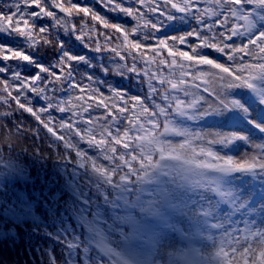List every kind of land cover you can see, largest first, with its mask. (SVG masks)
Returning a JSON list of instances; mask_svg holds the SVG:
<instances>
[{
	"label": "trees",
	"instance_id": "16d2710c",
	"mask_svg": "<svg viewBox=\"0 0 264 264\" xmlns=\"http://www.w3.org/2000/svg\"><path fill=\"white\" fill-rule=\"evenodd\" d=\"M56 2L69 8L73 13L72 16H68L54 5L51 7L46 5L47 10L55 12L60 17L59 26L50 17L37 20L35 25H32L31 21L28 24L15 25V19L18 18H14L13 21H4L5 24L12 23L14 27L18 26L21 29L33 27L34 35L38 38L40 34L35 29L42 26L52 29L47 35L51 46L41 43L35 51H32L25 47L22 37L7 35L3 31H0V45L11 48L13 51L24 50L26 54L34 56L37 63L46 66L54 64L59 59L57 40L63 43L70 55L89 57L91 66L76 62H73L71 66L77 73L90 75L91 81L85 79L80 84V90L71 91L67 96L61 95L62 99L71 101L69 105H66L67 107L75 106V113L82 111L83 106L101 101L108 105L122 107L117 104L118 98H114V92L128 93L125 99L130 97L144 99L147 92L144 78L138 80L137 74L132 73L125 76L119 74V71L133 66V55L145 54L154 59L156 65H159L162 59L165 60L166 63L161 65V71L158 73L161 78L175 83H179L183 78L190 99L199 102L203 98L207 100L208 105L214 104V96L223 91L220 70L205 65L190 67L189 65L195 62L184 61L179 57V52L188 51L189 55H203L230 69L239 68V62L234 65L225 55L214 49L196 48L199 41L194 37L189 38L191 48L179 44L178 41L177 46H173L171 37L184 36L196 29L197 21L190 18L166 22L164 28L152 35L151 29L144 27L146 21L152 19V14L143 8L140 11L144 19H133L123 13L108 10L103 6V0H56ZM119 2L124 7H135L131 0H119ZM12 3L13 0H0V16L12 15L14 11L10 7ZM84 7L89 9L88 16L83 13L76 14L77 8ZM200 7L202 10L220 11L215 7L214 0H207V2L201 0ZM36 10V7L30 9L32 12ZM93 15H99L109 24L119 25L124 31L116 33L111 28H105L102 22L92 19ZM174 15L180 14L174 13ZM218 19L219 17H211L207 18L206 22L212 23L213 20ZM252 23L254 28L250 35L264 30V6L254 9ZM137 26H140L138 32L131 31ZM230 26H235V21H230ZM65 29L70 30L65 31ZM124 32H127L126 40ZM216 32H223V29L217 26ZM78 35L90 36L91 42L87 40L81 42L76 38ZM225 35L227 36L228 33ZM247 38L248 36L233 38L229 43L233 47H242L247 43ZM158 39L168 40L169 48L176 56L177 63L171 68L168 65L171 64L172 58L167 55V49L155 53L152 51L161 47L155 43ZM109 40L110 43L107 42ZM216 42L219 46H224L223 43ZM97 44L103 46V50L99 53L93 50ZM136 45L141 47L137 48ZM113 48L116 52L111 50ZM5 54L12 55V53L0 52V57ZM243 60L245 63L252 62L247 54L243 55ZM2 63L4 62L0 61V64ZM6 63L11 66L10 73L15 69L20 71L21 75L31 78L37 72V68L27 62L10 59ZM139 64L140 62L137 61L135 66ZM102 67L107 68L108 71H102ZM153 71H155V65ZM3 81H9L8 74H0V93L8 101L0 102V149H2V155H0V264H85L86 260L88 264H97L99 260H104L105 264H118L117 258L108 257L97 247L94 241L98 237L95 232L89 231L83 219L89 207L86 200L91 198L92 191L88 182H94L97 179L96 174L91 171V162L94 161L105 167L109 164L97 149L89 148L87 144L88 137L85 135V129H91L93 134H96L100 131L99 125L84 123L89 113L84 114V120H69L68 114L59 113L55 109L50 110V116L49 113L40 112L42 103L30 92L27 93L30 103L23 98L19 100V103L25 105V108L21 109L15 101L17 95L15 89H18L20 85L11 84L9 81L7 92L4 93ZM255 85L259 92L264 91V78L256 80ZM96 90L100 93L99 95L96 94ZM231 94L240 98L251 109L252 119L264 123V103H260L259 96H253L251 88H237ZM27 107H32L40 119L37 120L33 114L28 113L25 110ZM149 107L151 108L150 105ZM136 112L141 113L142 116L139 107H136ZM90 114L103 116L104 110L92 109ZM126 114L131 116V112ZM62 122L71 123L75 128H80V136L75 134L74 129L62 127ZM116 123L121 126V133H123L128 122L118 119ZM140 123L144 121L140 120ZM45 124L48 126L45 127ZM182 126L192 133L189 146L182 150L186 156H192L199 153L201 148L207 147H212L223 155L225 150L209 142L218 138L214 135L215 133L231 131L243 132L250 137V140L234 142L227 149L228 155L238 161L241 153L245 154L249 149L254 150V157L264 155V132L253 126L239 111H230L219 116L209 115L199 122L185 120ZM144 127L147 129L146 123ZM159 131H163V125ZM139 134L130 133L129 135ZM61 136L64 137L63 141L59 139ZM81 136H85V139H81ZM101 138L98 134L96 135V139ZM168 139L171 140L173 147H178L183 143L184 138L169 136ZM68 144L73 147L68 148ZM253 145L257 146L253 147ZM78 152H86L88 161L85 162L79 157ZM62 157L66 159H61ZM81 163L85 164L84 168L80 167ZM234 183L242 190L239 195L248 199L251 215L248 211L241 212L232 218L231 223L226 220L210 219L211 223H224L226 231L200 228L206 238L211 237L212 243L201 245L200 248L212 264H223L224 257L218 258L216 255L219 249L223 247L225 252L229 251L236 242L233 236L236 238L240 236L249 225V229L252 228L256 218V208L259 205L257 197L264 191V180L254 179L251 174L242 177L237 174ZM186 193L187 189L182 190L181 195ZM165 210L166 208L162 211ZM247 221L250 222L249 225L246 224ZM170 223L175 227L162 226L154 217H151L142 221L143 228L139 231H134L130 225H123L117 231L106 233L107 242L132 264H171L166 259L151 258V251L157 249L165 255L181 256L186 253L188 244L180 237L176 229L181 228L192 236L195 235L196 227L189 220L188 215L179 212L170 216ZM236 228L245 230L235 232ZM228 232H232L233 236L227 235ZM75 237H79L80 241L87 246L86 254L82 248L67 246L65 241ZM235 258L236 256L228 255V260L233 264H240L241 260L235 261ZM175 264L183 263L180 258H177Z\"/></svg>",
	"mask_w": 264,
	"mask_h": 264
},
{
	"label": "snow or ice",
	"instance_id": "6c2138e0",
	"mask_svg": "<svg viewBox=\"0 0 264 264\" xmlns=\"http://www.w3.org/2000/svg\"><path fill=\"white\" fill-rule=\"evenodd\" d=\"M131 3L135 7H124L119 0H103V6L108 10L123 13L133 19H144L141 8L151 13L152 19L147 20L144 27L150 28L152 35L164 28L166 22L185 18L195 20L197 21L196 29L184 36L171 37L173 46H177L178 41L179 44L191 48L189 38L194 37L199 41L196 48H211L225 55L234 65L239 62V68L230 69L206 56L189 55L188 51L179 52V57L184 61L195 62L189 65L190 67L205 65L220 70L219 76L223 82L221 84L223 91L214 96V104L208 105L207 100L203 98L199 102L190 99L183 78L179 83H175L161 78L158 74L161 71V65L166 63L165 60L162 59L159 65H156L154 59L142 54L133 55V66L119 71V74L125 76L132 73L137 74L138 80L144 78V86L147 88L144 99L140 97L125 99L128 93L114 92V98H118L117 104L122 107H115L101 101L83 106L82 111L75 113V106L67 107L66 105H69L71 101L62 99L61 95L67 96L71 91L80 90V84L85 79L91 81L90 75L77 73L71 66L73 62L91 66L89 57L70 55L63 43L57 40L56 46L60 51L59 59L54 64L46 66L37 63L34 56L26 54L24 50L13 51L11 48L0 45V52L12 53L11 56L5 54L0 57V61L4 62L0 64V74H8L11 84L20 85L18 89H15L17 93L15 101L21 109H24L25 105L19 103V100L23 98L30 103L27 97V93L30 92L35 99L41 101L40 112L49 113L50 116V110L55 109L59 113L68 114L69 120H84V114L89 113L84 123L99 125L100 131L96 134H93L91 129H85V135L88 137L87 144L89 148L97 149L109 164L105 167L94 161L91 162V171L96 174L97 179L94 182H88L92 191L91 198L86 200L89 207L83 219L89 231L96 233L98 239L94 243L97 247L108 257L117 258L118 264H132V262L108 244L107 232L117 231L123 225L132 226L134 231L142 230L143 220L162 217V210L165 208L188 215L189 220L198 228L226 231L224 223L209 224L208 221L215 218L231 223L232 218L241 212L248 211L251 215L248 199L239 195L242 190L234 183L237 174L241 177L251 174L254 179L264 180V155L258 158L241 157L238 161L227 154V149L234 142L250 140V137L243 132L231 131L214 134L218 138L209 143L219 145L225 150L223 155L212 147L201 148L199 153L192 156H186L182 151L189 146V138L192 135L186 127L182 126L185 120L199 122L209 115L219 116L226 112L239 111L249 119L253 126L264 132V123L252 119L251 109L240 98L231 94L237 88H255V81L264 78V30L250 35L254 28L252 13L255 8L264 6V0H214L215 7L220 9L219 12L202 10L201 0H175V2L174 0H131ZM46 5L48 7L54 5L68 16L73 15L69 8L57 3L56 0H13L10 5L14 9L12 15L0 16V31L7 35L22 37L25 47L32 51H35L41 43L51 46L47 35L52 29L46 26L35 29L40 34L38 38L34 35L33 27L21 29L18 26L14 27L12 23H4L5 20L13 21L14 18H18L15 19V25L28 24L29 21L35 25L37 20L50 17L59 26L60 17L55 12L47 10ZM248 5L254 7L248 8ZM32 7H36L37 10L30 11ZM79 13L88 16L89 9L87 7L77 8L76 14ZM174 13L180 15L176 16ZM211 17H219V19L207 23V18ZM92 19L102 22L105 28H111L116 33L124 31L119 25L103 21L99 15H93ZM230 21H235V26H230ZM217 26L222 28L223 32H216ZM69 30L65 29V31ZM139 30L140 26H137L131 31L138 32ZM225 33L228 35L226 36ZM242 36H248L247 43L242 47H233L229 43L233 38ZM76 38L81 42L86 40L91 42L92 39L86 35H78ZM124 39H127V32H124ZM216 41L223 43L224 46H219ZM155 43L161 47L153 49V53L167 49V55L172 58L171 64L168 65L169 68L176 65V56L169 48V41L158 39ZM136 47L141 46L136 45ZM93 50L99 53L103 50V46L97 44ZM111 50L116 52L115 48ZM244 54L250 57L251 63L244 62ZM10 59L32 64L37 68V72L31 78L21 75L20 71L15 69L10 73L11 66L6 63ZM137 61L140 62L139 66H135ZM154 65L155 71H153ZM102 71L107 72L108 69L102 67ZM9 81H3L4 93L7 92ZM96 94H100L98 90ZM258 94L260 103H264V91ZM0 102H8L2 93H0ZM136 107L141 109L142 116L141 113L136 112ZM92 109H103L104 115L92 116L90 114ZM25 110L33 114L37 120L40 119L32 107H27ZM128 112H131V116L126 114ZM118 119L128 122L123 133H121V126L116 123ZM140 120L147 124V129L144 123H140ZM40 122L44 123V121ZM161 125H163V131H159ZM47 126L45 124V127ZM61 126L74 129L75 134L80 136L81 129L75 128L74 124L62 122ZM130 133L140 134L130 136ZM97 134L102 138L96 139ZM169 136L184 138L183 143L178 147H173L171 140L168 139ZM80 138L85 139V136ZM59 139L63 141L64 137L61 136ZM67 147L71 148L73 145L68 144ZM0 155H2V149H0ZM77 155L85 162L88 161L86 152H78ZM61 159H66V157ZM80 167L84 168L85 164L81 163ZM185 189L187 193L181 195L182 190ZM169 226L175 227L170 224ZM244 230L236 228L234 231ZM227 235L233 236V233L228 232ZM233 239L239 245V239L235 236ZM65 242L69 248H82L85 254L88 251L87 246L80 241L79 237ZM238 250L237 248L231 255L235 256ZM247 251L249 250H245L244 254ZM197 255V250H193L191 256L188 253L181 254L183 264H201L197 260ZM216 255L224 257L223 264H233L228 260V253L223 247ZM260 255L264 261V251ZM85 264H88L87 260ZM97 264H105V261L99 260Z\"/></svg>",
	"mask_w": 264,
	"mask_h": 264
},
{
	"label": "rangeland",
	"instance_id": "374dc122",
	"mask_svg": "<svg viewBox=\"0 0 264 264\" xmlns=\"http://www.w3.org/2000/svg\"><path fill=\"white\" fill-rule=\"evenodd\" d=\"M257 146V145H255ZM253 145V147H255ZM241 157H254V150L249 149L245 154L240 155L239 160ZM264 190V187H263ZM259 200V205L256 208V218L254 219L252 223V228L248 229L250 227L249 221L246 222L249 226L247 227V231L243 232L240 236H237V239H239V245L236 244V242L233 244L232 248L227 251L228 255H230L233 251H235L237 248L239 249L236 251V258L235 261H240V264H264V261H262L260 253L264 251V235H261V233H264V191H262L259 196L257 197ZM177 213L174 209H168L166 208L165 211H162V217H154L158 223H160L162 226H166L170 228L169 226V217ZM252 217V216H251ZM194 225V223L192 222ZM195 226V225H194ZM196 227L195 235L189 236L185 232H183L182 229L177 228L176 231L180 235V237L187 242L188 249L186 253L191 256L193 254V250H197V260L201 262V264H212L207 257H205L199 248L201 245H205L208 243H212V240L209 238H206V236L203 234L202 230L200 228ZM245 250H249L245 253ZM151 258H162L168 260L171 264H175V260L177 258L181 259V256L177 255H171V254H163L161 250L153 249L151 251ZM218 258H221L218 256ZM183 263V261H182Z\"/></svg>",
	"mask_w": 264,
	"mask_h": 264
}]
</instances>
